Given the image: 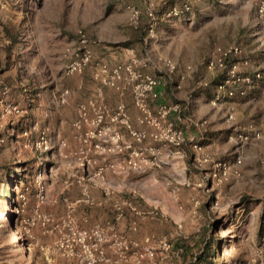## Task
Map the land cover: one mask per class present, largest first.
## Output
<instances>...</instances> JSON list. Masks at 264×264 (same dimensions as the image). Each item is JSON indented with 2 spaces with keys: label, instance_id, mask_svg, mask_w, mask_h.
Masks as SVG:
<instances>
[{
  "label": "rangeland",
  "instance_id": "obj_1",
  "mask_svg": "<svg viewBox=\"0 0 264 264\" xmlns=\"http://www.w3.org/2000/svg\"><path fill=\"white\" fill-rule=\"evenodd\" d=\"M111 2L0 0V264H77L61 246L68 234L64 219L88 228L99 222L85 226L79 220L82 214L89 212L94 218L112 214L114 188L96 176L98 160L83 152L84 142L79 140L85 125L75 124L81 105L99 98L100 85L94 78L98 61L93 63L92 80L85 71L93 61L81 72L66 73L68 47L77 42L80 31L89 36L96 10ZM180 2L168 0L171 5ZM257 4L258 0L194 3L197 34L187 31L179 36L178 40L185 39L193 46L184 44L177 62L181 69L193 68L192 76L199 74L196 89L179 96L182 110L188 100L203 93L210 102L215 100L217 92L212 87L223 79L224 69H210L209 61L220 50L239 46L243 49L241 61H248L243 69L251 72L259 66L264 71V18L256 16ZM140 45L144 54L137 55L145 63L138 69L147 73L143 70L148 63L146 45ZM186 78L187 74L182 81ZM105 87L111 86H103L108 105ZM111 88L122 97L130 91L134 102L131 87L123 93ZM239 94L246 99L228 95L231 99L223 97L215 105L237 103V108L230 110L234 123H253L262 128L264 137V86L260 91ZM88 111L95 115L94 108ZM183 113L182 119L186 118ZM228 129L230 132L232 126ZM239 143L218 160L235 163L240 157V174L217 185L211 179V165H198L204 171L202 181L184 184L186 190L197 187L193 191L198 192V199L187 196V201L176 205L185 216L176 230L161 237L150 236L155 246L162 237L170 239L181 251L176 264H264V138L246 145L252 153L258 149L257 155L241 156L236 150ZM86 193L93 202L86 201ZM46 215L52 220L44 221Z\"/></svg>",
  "mask_w": 264,
  "mask_h": 264
},
{
  "label": "crops",
  "instance_id": "obj_2",
  "mask_svg": "<svg viewBox=\"0 0 264 264\" xmlns=\"http://www.w3.org/2000/svg\"><path fill=\"white\" fill-rule=\"evenodd\" d=\"M188 1L181 0L179 4L174 5L181 7ZM193 1L203 2L204 0ZM156 3L155 31L151 35L148 33L151 19L146 14L145 0H112L111 4L97 9L94 18H92V31L89 30L88 37L90 39L87 37L93 52V62L91 63L92 66L85 71L87 79H91L95 61L108 62L111 66H114L127 58L131 49H134L136 54L143 55L140 45L142 42L146 45L143 48L148 63L144 69L141 68L145 72L159 76L164 80V84L157 87L158 96L149 98V103L154 112L158 110L161 104L179 103V96L182 95V92L195 90L197 86L195 77L199 74L196 73L192 76L191 71H193V68L191 71L186 70V68L181 69L177 62L181 59L183 46L186 44L185 39L178 40L179 36H185L187 31H190L192 35L196 33V27H193L197 24L194 19V3H192L190 10L184 11L179 16L168 15V11L174 6L168 4V0H156ZM131 6H137L142 10V19L138 27H134L130 23ZM185 46L190 48L193 45L189 42ZM242 54L232 55L229 61L240 62L241 73L254 75L260 72L261 75H264V71L259 66L251 72L243 69L247 64H243V61H241ZM165 57H171L176 61L177 69L173 73L166 71L163 63ZM213 58H215V55L212 56ZM206 71L208 72L207 69ZM211 72L209 71L210 74ZM223 72V79L218 81L215 88L212 87L215 93L218 91V85L227 77V71L224 69ZM185 73L189 76L185 81H182V77L186 75ZM181 83L184 84V88L181 87ZM92 84L95 85L96 83L92 81ZM263 86L264 76H260L256 77L250 84L240 83L228 87L237 92L235 94L237 98L246 99L247 96H239L241 90L260 91ZM105 95L112 110L124 101L131 128L146 131L147 136L140 142L132 135L131 128L127 124L119 121L112 122L109 119L105 120L102 125L105 135L95 137L92 143L88 144V147L89 154L96 156L98 160L95 171L104 166L102 181L107 187L112 186L114 188V208L112 214L103 213L99 218H94L93 215L87 212L82 214L79 220L82 221L81 223L85 222L83 223L85 226L96 222L102 224L113 222L120 233L138 239L141 243H144L145 238L148 236L161 237L167 235V233L176 230V224L181 223V220L185 218L176 205H180V201H187V196H190V199L193 200L198 199L196 197L198 192L193 191L197 187L193 186L186 190L184 184L189 185L191 184L190 180H192V183L197 185L204 177V171L199 169L194 160L195 151L192 148V143H203L204 151L210 153L216 159H220L224 151L233 150V144L240 141L228 139V134L232 133V129L229 132L230 124L226 117L231 112V108L236 109L238 104L227 101L216 106L213 103L214 98L210 102V99H205L203 93L201 97L191 101L188 100L183 110L172 112L169 119L174 121L176 125L182 126L186 134L183 152L176 153L174 145L164 140L155 139L151 135L155 130L154 126L139 121L140 111L135 106L130 91L122 97L117 90L105 87ZM228 95L226 90L222 91L224 98L231 99ZM223 97L222 99H224ZM243 103L240 100L239 104L244 105ZM179 104L182 105L183 102ZM181 112H184L183 115L186 118L181 119ZM90 116L93 115L90 114ZM204 119L207 120L205 127L196 125L195 122ZM236 122L246 126L238 120ZM87 129L88 127L84 126L83 130L85 132ZM258 129L262 133L261 138L252 137L248 141L239 143L241 146L236 150L239 151L241 156L258 154V149H254L252 153L246 146L249 143L262 142L264 138L263 130L261 127H258ZM81 132L79 135H82ZM79 140L82 142L80 137ZM96 144H99L100 147L96 148ZM135 153H138V155L134 156ZM130 158L137 159L139 166L135 168L128 164ZM109 163H114V169L108 166ZM208 165L210 166V164L206 166ZM117 202L124 204V214L121 218L117 217L118 211L115 206ZM154 207L164 212V217L158 219L151 215L149 212ZM131 209L138 212L132 213L130 212ZM134 225L136 226L135 229Z\"/></svg>",
  "mask_w": 264,
  "mask_h": 264
},
{
  "label": "built area",
  "instance_id": "obj_3",
  "mask_svg": "<svg viewBox=\"0 0 264 264\" xmlns=\"http://www.w3.org/2000/svg\"><path fill=\"white\" fill-rule=\"evenodd\" d=\"M200 1V0H198ZM146 14L151 19L148 33L151 35L155 31L154 23L156 21V0H145ZM192 8V4L185 2L183 6H173L169 11L170 16H179L184 11ZM256 16L264 18V0H258L256 7ZM142 19V10L137 6H131L130 23L134 27H138ZM243 49L239 46H231L227 49L220 50V54L209 61V68H220L227 71L226 79L218 85V91L214 104L218 103L222 96V91L226 90L229 96L235 95L233 88L229 89V85L246 83L250 84L256 77H260L261 73L257 72L254 75L244 74L240 71V62L229 61L232 55L241 54ZM67 55L69 62L66 66V73L72 74L81 72L86 66L90 64L93 59V52L89 45L88 38L83 31H80L79 38L75 44L68 47ZM144 59H141L131 49L130 56L127 60L111 66L107 62H98L97 70L94 73L95 80L99 83L98 95L99 98L91 100L90 102L81 105L80 118L75 123L78 127L91 126L86 132L79 135L82 142H84L83 152H89L88 144L98 136H104L105 132L103 124L106 119L112 122H123L131 128L129 123V114L126 111L125 102H120L117 110L112 111L108 108L103 99V86H111L122 93L126 88L131 87L136 106L141 110L139 121L147 123L155 127L151 135L155 139L167 141L176 147V153L183 152V145L186 142L185 130L182 126H178L174 121L169 119L172 112H179L181 105L179 103L161 104L156 112L153 111L149 98L151 96H158L157 87L164 84V80L156 75L144 73L138 69V66L144 64ZM163 63L168 73H173L177 69L176 61L171 57L163 58ZM248 64V61H244ZM189 75L187 74V77ZM182 78H185L183 76ZM208 85L207 82H202ZM241 94H246L243 89ZM94 108L95 115L90 116L88 109ZM182 119V118H181ZM227 120L232 126L231 140L248 141L252 137L261 138L262 133L255 124L249 123L246 126L236 125L234 113L227 115ZM200 127H205L207 120L195 122ZM94 126V128H92ZM132 135L138 141H143L147 136L146 131H138L131 128ZM95 146V145H94ZM100 145L96 144V148ZM192 148L195 151L194 160L197 165L210 164L211 165V179L217 185H222L230 179L231 176L239 175V165L242 163L240 157L235 163H230L226 160L215 159L213 155L204 151V145L201 142H193ZM135 153L134 156H137ZM128 164L132 167H138L137 159H129ZM110 168L115 167L114 163H109ZM104 166L98 168L96 176L103 178ZM86 201H91L90 196L86 193ZM123 203L117 202L116 209L118 211V218L124 214ZM158 219L164 217V213L157 209H152L149 212ZM52 220L51 215L44 216V221ZM64 225L67 227V236L61 246L66 252L67 256L75 257L77 264H121V263H135V264H161L167 262L168 264H176L180 259L181 251L173 247V243L167 237L159 239L158 246H155L152 241L153 237H146L144 243L138 239L131 238L126 234H122L117 230L113 222L105 224H95L91 227H82L76 224L72 219L65 218ZM134 229L136 226H133ZM159 254V258L157 255Z\"/></svg>",
  "mask_w": 264,
  "mask_h": 264
}]
</instances>
